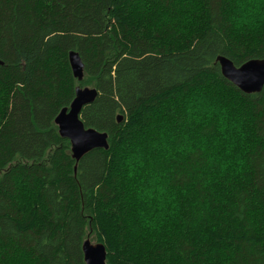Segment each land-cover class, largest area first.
Wrapping results in <instances>:
<instances>
[{"label": "trees", "instance_id": "1", "mask_svg": "<svg viewBox=\"0 0 264 264\" xmlns=\"http://www.w3.org/2000/svg\"><path fill=\"white\" fill-rule=\"evenodd\" d=\"M173 3L0 0V239L22 241L31 264H86L87 238L104 244L107 264H159L165 250L174 254L169 264H199L180 237L165 239L166 248L149 247L124 231V207L108 154L133 126H143L147 114L209 68L237 95L251 128L250 170L230 202L264 203V88L259 94L241 92L217 62L223 56L240 67L264 56L220 47L212 31L220 0H195L203 22L195 37L158 45L167 35L148 25L161 7ZM71 52L84 64L81 82L74 78ZM78 87L97 90L81 120L86 128L108 134L109 149L76 162L55 119L70 107ZM223 210L231 211L228 205ZM224 235L231 237L228 243L244 239L239 223ZM253 259L262 264L258 253Z\"/></svg>", "mask_w": 264, "mask_h": 264}, {"label": "clouds", "instance_id": "2", "mask_svg": "<svg viewBox=\"0 0 264 264\" xmlns=\"http://www.w3.org/2000/svg\"><path fill=\"white\" fill-rule=\"evenodd\" d=\"M199 15L195 0H174L148 27L167 35L158 45L182 43L201 29ZM212 31L223 50L264 56V0H220ZM213 71L147 114L143 126H133L108 154L124 207V231L149 247L166 248L165 239L180 237L199 264H254L257 253L264 264V203L230 202L250 170L249 117ZM237 223L244 239L228 243L231 237L224 234ZM173 255L165 250L159 264H169ZM179 256L183 260L184 253ZM0 264H31V254L20 240L0 239Z\"/></svg>", "mask_w": 264, "mask_h": 264}, {"label": "water", "instance_id": "3", "mask_svg": "<svg viewBox=\"0 0 264 264\" xmlns=\"http://www.w3.org/2000/svg\"><path fill=\"white\" fill-rule=\"evenodd\" d=\"M69 61L74 78L78 81L84 79V64L77 52L69 54ZM222 75L241 92L245 94H259L264 88V59H253L240 67L226 57L217 58ZM2 65V62H0ZM241 68L248 71L243 75L237 73ZM98 92L93 88L76 89V98L69 108L63 109L55 119L62 138L70 141L72 158L79 162L87 154L96 149H109L108 134L93 128H86L81 120L83 109L95 102ZM123 117L118 116L120 123ZM83 254L86 264H107V251L102 243H93L87 238L83 243Z\"/></svg>", "mask_w": 264, "mask_h": 264}, {"label": "snow or ice", "instance_id": "4", "mask_svg": "<svg viewBox=\"0 0 264 264\" xmlns=\"http://www.w3.org/2000/svg\"><path fill=\"white\" fill-rule=\"evenodd\" d=\"M247 71H248L247 68H241L237 74H238V75H243V74L246 73Z\"/></svg>", "mask_w": 264, "mask_h": 264}, {"label": "rangeland", "instance_id": "5", "mask_svg": "<svg viewBox=\"0 0 264 264\" xmlns=\"http://www.w3.org/2000/svg\"><path fill=\"white\" fill-rule=\"evenodd\" d=\"M91 241H92L93 243H95V242H96V241H94V240H92V239H91Z\"/></svg>", "mask_w": 264, "mask_h": 264}]
</instances>
